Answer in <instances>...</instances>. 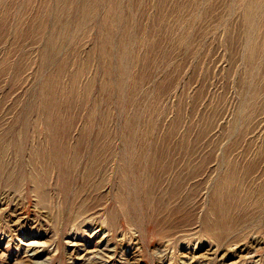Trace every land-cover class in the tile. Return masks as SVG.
Masks as SVG:
<instances>
[{
	"label": "rangeland",
	"instance_id": "1",
	"mask_svg": "<svg viewBox=\"0 0 264 264\" xmlns=\"http://www.w3.org/2000/svg\"><path fill=\"white\" fill-rule=\"evenodd\" d=\"M0 264H264V0H0Z\"/></svg>",
	"mask_w": 264,
	"mask_h": 264
},
{
	"label": "bare ground",
	"instance_id": "2",
	"mask_svg": "<svg viewBox=\"0 0 264 264\" xmlns=\"http://www.w3.org/2000/svg\"><path fill=\"white\" fill-rule=\"evenodd\" d=\"M62 2V1H61ZM60 2V3H61ZM59 3V4H60ZM50 11V10H49ZM56 15V14H55ZM257 48H259V43L256 41L254 43V46H253V51H255ZM251 58H253V55H251ZM232 195H229V193L221 198L220 200H218L217 202H215L216 205H220L222 204L223 201H231V197ZM239 200H242V201H248L249 203H245V204H248L250 206H253V208H255L256 206L258 205H261V202H251L249 197L248 196H242L240 194H236V199L234 200V202H232V204H230V206L224 211V217L221 218L219 220V222L217 223V225L219 226V228L216 226L214 228V234L213 236L215 237L216 240H222L223 238L226 237V235H228L229 233L233 232L235 229H236V226L238 225V222L237 220L239 219H242V217H244L245 215L247 216V218H253L254 216V213L251 214L250 211L247 212L245 215L241 216V214H236L234 212H232V207L234 206H238V202L236 201H239ZM242 203V202H241ZM243 205V204H242ZM218 212L220 213L221 212V209L218 208ZM251 218V219H252ZM246 219V218H245ZM249 221V220H248ZM246 221V222H248ZM240 222V221H239ZM244 222V221H243ZM241 226V225H240ZM220 229V230H219ZM208 230V229H206ZM120 237V236H119ZM242 241V240H241ZM223 244V243H222ZM111 249V248H110ZM99 250V248H98ZM247 250V249H246ZM101 251V250H100ZM110 251V250H109ZM220 251V249L216 250L213 252V254H218ZM100 253V252H99ZM212 254V255H213ZM218 256V255H217Z\"/></svg>",
	"mask_w": 264,
	"mask_h": 264
}]
</instances>
